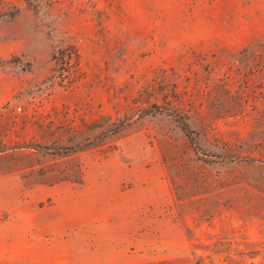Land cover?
Instances as JSON below:
<instances>
[{
    "label": "rangeland",
    "instance_id": "rangeland-1",
    "mask_svg": "<svg viewBox=\"0 0 264 264\" xmlns=\"http://www.w3.org/2000/svg\"><path fill=\"white\" fill-rule=\"evenodd\" d=\"M0 264H264V0H0Z\"/></svg>",
    "mask_w": 264,
    "mask_h": 264
},
{
    "label": "trees",
    "instance_id": "trees-1",
    "mask_svg": "<svg viewBox=\"0 0 264 264\" xmlns=\"http://www.w3.org/2000/svg\"><path fill=\"white\" fill-rule=\"evenodd\" d=\"M255 42L251 43L249 46V48H253L254 47ZM262 71V69H261ZM171 107H169V104L165 107V106H161V107H156L157 110L162 111V110H167L169 112H171V114L175 115L177 118V121L179 122L182 130L186 133V135L188 136V138L191 141H194L195 138L192 136V130L189 127V124L184 120V117L181 115L180 110L178 108H174L172 105H170Z\"/></svg>",
    "mask_w": 264,
    "mask_h": 264
}]
</instances>
